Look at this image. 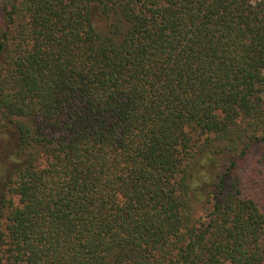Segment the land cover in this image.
<instances>
[{
  "label": "trees",
  "instance_id": "1",
  "mask_svg": "<svg viewBox=\"0 0 264 264\" xmlns=\"http://www.w3.org/2000/svg\"><path fill=\"white\" fill-rule=\"evenodd\" d=\"M0 264H264V0H0Z\"/></svg>",
  "mask_w": 264,
  "mask_h": 264
},
{
  "label": "rangeland",
  "instance_id": "2",
  "mask_svg": "<svg viewBox=\"0 0 264 264\" xmlns=\"http://www.w3.org/2000/svg\"><path fill=\"white\" fill-rule=\"evenodd\" d=\"M252 2L259 0H251ZM10 138L7 134H0V180L4 170L9 168L13 164V150L12 147L8 149L6 146L10 144ZM16 161H14L15 163Z\"/></svg>",
  "mask_w": 264,
  "mask_h": 264
}]
</instances>
